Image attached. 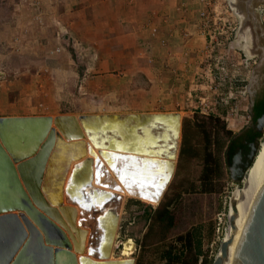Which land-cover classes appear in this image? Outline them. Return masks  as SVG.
<instances>
[{
    "label": "rangeland",
    "instance_id": "rangeland-1",
    "mask_svg": "<svg viewBox=\"0 0 264 264\" xmlns=\"http://www.w3.org/2000/svg\"><path fill=\"white\" fill-rule=\"evenodd\" d=\"M261 1L206 0L202 11L206 17L198 25L205 44L196 43L195 55L171 72L180 79L178 84L159 88L165 98H153L151 82L139 71L120 68L119 62H125V50L135 58L139 46L151 49L157 46L155 41L143 43L121 34L109 39L112 18L105 21L103 15L110 16L103 7L91 8L102 0H0V115L95 114L123 105L136 109L134 102L143 104L144 110L182 114L180 150L187 129L188 152H179L174 176L159 204L127 198L111 259L213 264L220 253L230 200L238 187L226 157L230 142L243 129L232 124L243 121L252 92L264 90V63L258 70L264 58ZM127 73V85L118 84L116 79ZM109 84L118 90L117 96L105 89ZM223 128L231 135H224ZM204 130L212 133L215 155L220 151L217 133L226 141L222 171L212 175L211 192L202 191ZM263 137L262 133L258 138V149ZM167 212L173 218L171 225L164 219ZM222 213L226 219L220 223Z\"/></svg>",
    "mask_w": 264,
    "mask_h": 264
},
{
    "label": "water",
    "instance_id": "water-1",
    "mask_svg": "<svg viewBox=\"0 0 264 264\" xmlns=\"http://www.w3.org/2000/svg\"><path fill=\"white\" fill-rule=\"evenodd\" d=\"M256 97L253 91L252 114ZM182 127L180 112L1 116L0 264H135L109 260L123 191L161 202L176 170ZM249 127L264 134V116ZM257 151L244 167L239 159L233 163L238 185ZM65 196L72 206L64 205ZM241 212L246 230L235 264H264V159L246 185ZM221 261L218 255L213 264Z\"/></svg>",
    "mask_w": 264,
    "mask_h": 264
},
{
    "label": "crops",
    "instance_id": "crops-1",
    "mask_svg": "<svg viewBox=\"0 0 264 264\" xmlns=\"http://www.w3.org/2000/svg\"><path fill=\"white\" fill-rule=\"evenodd\" d=\"M97 3V4H96ZM264 4V0L258 3ZM90 7V6H89ZM103 7L110 18H105V21L111 19L109 24L117 23L118 31L110 25L108 28V38H116L121 36L132 37L134 39L142 40L143 43H153L151 49L139 46V52L135 58L127 56V50L122 53L126 56L124 63L120 60V68H125L127 71H139L143 77L151 82V90L155 94L153 98H165L159 93L163 87L175 86L178 84L177 74L171 75V72L177 70L176 66L181 67L180 64L188 62L192 54L195 55L196 43L199 47L205 44V38L198 28L201 12L206 8V0H102L94 2L92 11L95 8ZM91 13V12H90ZM94 12L91 13V15ZM95 13H98L95 12ZM104 21V20H103ZM202 45V46H201ZM155 50V53H154ZM199 51V50H198ZM140 53V54H139ZM155 54L156 58H153ZM141 56V58L139 57ZM135 60V61H133ZM110 69V68H108ZM129 73L116 79L118 84L129 80ZM108 92L110 94H119L110 84L108 85ZM154 89L157 92H154ZM112 91V92H111ZM167 91V90H163ZM162 93V92H161ZM138 108L126 107H111L110 111L102 113H131V112H173L168 110L150 111L144 110L138 102H134ZM116 104V103H112ZM130 105H134L131 103ZM127 106H129L127 104ZM130 107V106H129ZM58 114H49L50 116H57ZM1 116H35V115H0ZM127 194V193H126ZM87 254V253H86Z\"/></svg>",
    "mask_w": 264,
    "mask_h": 264
},
{
    "label": "bare ground",
    "instance_id": "bare-ground-1",
    "mask_svg": "<svg viewBox=\"0 0 264 264\" xmlns=\"http://www.w3.org/2000/svg\"><path fill=\"white\" fill-rule=\"evenodd\" d=\"M263 159H264V137L259 144V149L256 153V156L254 158L252 165L250 166V168L246 172V176H245V178L241 184L242 186L238 185L235 192L233 193V196L231 197L230 204H229V210H228V219L230 218V220L228 223V228H226L227 233H226V236L224 239V240H226V242H228L227 248H226L225 254H223V255L221 253L218 254L220 257L222 256L221 264H235L238 248L240 246L241 240H242L244 232L246 230V227H245V224H244L243 218H242V212H241L242 196H243V193H244V190L246 188L247 183L249 182L250 178L252 177V175L254 174V172L256 171V169L258 168V166L260 165V163L262 162ZM107 168H109L108 165H107ZM109 172L113 176V178L117 181V183H119L117 177L115 176L114 172L110 168H109ZM123 194L125 195L126 200L128 197L138 199V197L132 196L125 189L123 191ZM139 200H143V201H147V202L152 203V204H156L155 202H151V201L144 199V198H141ZM64 205L65 206H72V204H69L67 202L66 196L64 199ZM114 247L116 248V240H115ZM86 248H85V252H86ZM84 255L88 256V254H85V253H84ZM112 255H114V250L112 251V254H111L109 260H118V259H111ZM79 256H80V253H77V257H79ZM94 260H96V259H94Z\"/></svg>",
    "mask_w": 264,
    "mask_h": 264
},
{
    "label": "trees",
    "instance_id": "trees-1",
    "mask_svg": "<svg viewBox=\"0 0 264 264\" xmlns=\"http://www.w3.org/2000/svg\"><path fill=\"white\" fill-rule=\"evenodd\" d=\"M254 120L257 121L258 118L264 115V98L259 101L258 103L255 104L254 106ZM224 135L230 136L231 131L225 130L223 128ZM218 137V151L217 155L214 154L212 145L214 143L212 133L207 132V130H204V137H205V150H204V168L202 172V180H204V188L203 192H211L213 191L212 187H209L212 183V175L214 174L215 171L221 172L222 171V158H221V152L222 149L225 147V142L223 141V137L220 136L219 132L216 135ZM256 136L259 138L262 136L261 133H257ZM189 134L187 133V129L183 130V141H182V147L180 150V155H184L188 152L189 149ZM231 151H228V160L231 159L232 156ZM199 152L197 149H194V155H198ZM168 213V212H167ZM164 219H168L170 221V225L173 222V218L170 213L166 214ZM170 258H173V256H170ZM178 258V257H176Z\"/></svg>",
    "mask_w": 264,
    "mask_h": 264
},
{
    "label": "flooded vegetation",
    "instance_id": "flooded-vegetation-1",
    "mask_svg": "<svg viewBox=\"0 0 264 264\" xmlns=\"http://www.w3.org/2000/svg\"><path fill=\"white\" fill-rule=\"evenodd\" d=\"M263 98H264V90H262L259 94H257V97L255 98L254 106L256 103L261 101ZM252 115H253V122L250 125L257 122L254 120V114ZM249 126L245 127L242 130V132L239 135H237L233 141L230 142L227 148L228 151L233 152L231 159L228 160V155H229L228 152H227V157H226L228 164H230L229 166L230 171H231V167L233 163L237 159L240 160V167H244L250 160V157L252 156L253 152L255 151L257 147L258 137L256 136V134L259 132H257L254 128L249 127ZM231 174H232V171H231ZM135 264H137L136 260H135Z\"/></svg>",
    "mask_w": 264,
    "mask_h": 264
},
{
    "label": "built area",
    "instance_id": "built-area-1",
    "mask_svg": "<svg viewBox=\"0 0 264 264\" xmlns=\"http://www.w3.org/2000/svg\"><path fill=\"white\" fill-rule=\"evenodd\" d=\"M261 12H264V6H262V8L260 9ZM206 17V11L205 12H201L200 18L204 19ZM251 102H252V97L249 99L248 104L246 105V108L244 110V115H243V121H236L234 122L232 125L234 127V129L237 127H239L240 129H244L245 127L249 126L252 122H253V115L251 113ZM226 214L222 213L219 215L218 219L219 222L222 223L224 219H226L224 216ZM227 219H228V214H227ZM230 218L228 219V223H229ZM121 224H122V218H121V222L119 225V229L121 228ZM225 237L223 238V240L220 241V244L224 241ZM118 246V245H117Z\"/></svg>",
    "mask_w": 264,
    "mask_h": 264
},
{
    "label": "snow or ice",
    "instance_id": "snow-or-ice-1",
    "mask_svg": "<svg viewBox=\"0 0 264 264\" xmlns=\"http://www.w3.org/2000/svg\"><path fill=\"white\" fill-rule=\"evenodd\" d=\"M149 164H153L154 162H148Z\"/></svg>",
    "mask_w": 264,
    "mask_h": 264
}]
</instances>
